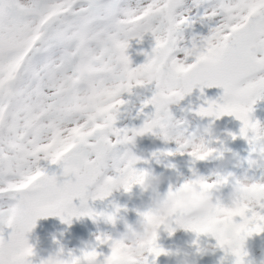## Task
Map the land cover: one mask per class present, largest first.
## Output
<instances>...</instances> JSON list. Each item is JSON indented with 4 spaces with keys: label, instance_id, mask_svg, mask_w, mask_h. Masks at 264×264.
I'll use <instances>...</instances> for the list:
<instances>
[{
    "label": "snow or ice",
    "instance_id": "6c2138e0",
    "mask_svg": "<svg viewBox=\"0 0 264 264\" xmlns=\"http://www.w3.org/2000/svg\"><path fill=\"white\" fill-rule=\"evenodd\" d=\"M202 4L208 7L201 19L216 20V26L198 41L193 38L191 47L177 48L180 34L194 22L191 7ZM184 5L185 0H0V264H32L26 234L37 219L58 215L69 222L65 214L85 209L96 215L77 209L73 200L86 205L89 198L104 199L131 172L122 160L128 129L116 126L111 104L136 72L150 66L130 67L132 39L152 36L151 55L144 54L159 69L137 115L164 117L174 97L195 87L202 93L205 87L222 88L221 102L207 101L198 114L234 116L242 122L240 135L264 160V126L251 119L252 105L264 98V0ZM196 45L201 52L206 45L219 58L202 76L181 81L177 73L186 69L174 53L188 54ZM149 106L154 111L145 112ZM159 131L168 140L163 122ZM72 135L80 142L69 151ZM51 165L60 166L63 179ZM109 169L115 175H106ZM249 223L264 228V209L252 210L242 229ZM191 228L200 231L202 225ZM97 241L103 245V236ZM117 253L110 247L112 257ZM82 254L101 259L95 249Z\"/></svg>",
    "mask_w": 264,
    "mask_h": 264
},
{
    "label": "clouds",
    "instance_id": "9594fccd",
    "mask_svg": "<svg viewBox=\"0 0 264 264\" xmlns=\"http://www.w3.org/2000/svg\"><path fill=\"white\" fill-rule=\"evenodd\" d=\"M162 39L167 42V35ZM183 40L184 35L181 33L176 45L177 48H180L179 42ZM189 58H192L191 62H189ZM218 58V53L208 50L206 45L203 52H201V46L196 45L192 47L190 53H184L182 58L174 55V59L180 62V67L186 69L177 73L178 78L181 81L185 78L195 80L198 75L202 76L205 70H210ZM145 63L150 66L136 72L132 79L127 82L128 86L125 90L111 104V115L116 122L123 113L131 114L129 112L131 97H145V93L151 91L159 80V69L154 63V58H148ZM193 89L185 93L182 98L174 97L172 99L167 105V112L170 115L164 117L153 115L145 118L138 127L124 126L128 132L124 142L122 160L125 168L131 169V172L124 176L123 184L115 188H123L125 193H130L134 187H138L141 192L153 194V198L146 205V210L139 214L140 218L135 225L126 224L124 231L119 232L115 238L103 236L104 244L118 249L117 255L112 257L109 254L101 260L96 255L91 254L88 256L83 254L65 256L63 250L59 249L43 257L40 264H155V258L165 252L159 244L162 234L167 233L170 236L179 228L194 232L197 237L210 235L215 238V245L211 246L210 249H199L200 251L210 250L214 253L219 248L224 252V258L233 257V264H246V257L249 256L246 242L252 237L264 233V228H258L254 223H249L246 230L242 229L241 226L248 223L249 213L252 210L264 209V190H262L264 178L253 179L247 175L238 177L232 172H223L207 179H186L178 187H169L166 192L161 193L159 188L165 179L163 174L135 168V165L144 159L133 151L137 137L153 133L161 135L159 130L162 122L167 129L168 139L175 141L176 152L186 153L190 157L188 163L191 170L194 171L195 166L204 161L227 163L234 160L236 161L234 166H241V158L237 153L226 155L230 149L223 143H220L219 146H212L211 140L201 133L199 127L188 132L187 135L176 134L177 128L184 123V120L183 118L175 119L169 110V105L178 104ZM124 94H127L128 99L124 98ZM132 106L135 107V105ZM200 108H198V113ZM121 109H124L123 113ZM198 115L200 117H214ZM212 131L213 124L210 123L204 129V133L210 136ZM79 142V137L72 135L69 151L75 148ZM261 149L264 150V145H261ZM66 154L64 153L57 158V164ZM205 184L208 186L205 187ZM226 186H230L231 191L224 197L222 189ZM58 203L56 199L49 200V204L53 207L57 206ZM76 215H88L87 210H81ZM110 215L113 216L114 220V214ZM258 215L259 213H257ZM73 216L69 217L65 214V219L70 221ZM193 224L202 225L201 230L193 231L191 228ZM150 257L152 258L151 261ZM259 264H264V257L261 258Z\"/></svg>",
    "mask_w": 264,
    "mask_h": 264
},
{
    "label": "rangeland",
    "instance_id": "374dc122",
    "mask_svg": "<svg viewBox=\"0 0 264 264\" xmlns=\"http://www.w3.org/2000/svg\"><path fill=\"white\" fill-rule=\"evenodd\" d=\"M135 4V0H132ZM192 0H185L184 7H190ZM207 4H202L198 8L191 7L190 14L194 18L191 27L184 29V40L179 42L180 47H191L193 38L197 41L200 37L210 34L212 28L216 26V20L201 19L204 15V9ZM218 19V18H217ZM130 47L127 49V54L130 57V67H137L145 63L148 59L144 53L151 55V49L154 46V40L150 34H145L140 42L136 39L129 41ZM178 58H182L184 53L178 51L174 53ZM260 55L259 53L257 54ZM192 58H189L191 62ZM154 89V86H153ZM151 91L146 92L145 96H150ZM124 98L128 99L127 94ZM143 97H131V104L129 105V112L132 105L139 104ZM221 102V101H220ZM169 110L175 119L183 118L184 123L177 128L176 134L187 135L188 132L194 131L199 127L201 133L206 138L210 139L212 146H219L223 143L231 153H237L241 158V166H234L236 161L221 162V161H204L199 162L195 166V170L189 167L190 157L184 153L176 152V144L173 139L165 140L163 136L157 134H145L137 137L136 146L133 151L137 155L142 156L140 162L135 165L136 169L150 170L158 166L161 173L166 180L163 186L159 189L161 193L166 192L169 187L175 188L183 183L186 179L209 178L217 173L232 172L236 176L247 175L253 179L264 178V160H260L256 153L252 151V144L249 139H242L237 143H232L227 139V136L219 129L218 125L212 119H197L192 115H186L182 112L181 105H169ZM128 112L122 114L117 121V127H123L127 121ZM251 119L258 121L264 125V98L258 99L253 105ZM213 124V131L209 136L204 133V129L208 125ZM137 124L135 127L140 126ZM251 133H249V137ZM155 142L162 145V152L159 155L148 154L146 147L149 143ZM172 153L169 155L168 153ZM47 166V162H42ZM62 169L59 165H51L50 171H55L59 178V173ZM106 175H115L113 169H109ZM137 187H134L130 193H125L123 188H113L111 194L104 199L93 200L88 199L86 205H81L80 200L73 202L77 209L87 208L91 209L96 215H74L69 222L60 220V222L50 230L32 229L28 232L27 239L30 246L33 247L34 255L30 257L32 264H40V260L50 253L62 249L65 256L71 254L72 256H80L84 251L95 249L101 254V259L110 254V247L107 244H99L98 236L117 237L119 232L124 231L126 224L135 225L140 218L139 214L146 210V205L153 198V195L132 202L130 195ZM231 191L230 186L222 189L224 197ZM103 213V215H99ZM114 214V220L108 221L107 215ZM161 238L166 240L165 250L162 254L159 264H201L202 256L205 254L217 256L223 252L217 248L215 252L210 250L200 251L199 249H210L215 245V238L210 235H197L184 228L177 229L172 235L163 233ZM246 247L249 256L246 257V264H259V261L264 257V233L259 236H254L246 242ZM151 261V259H150Z\"/></svg>",
    "mask_w": 264,
    "mask_h": 264
},
{
    "label": "water",
    "instance_id": "95a60500",
    "mask_svg": "<svg viewBox=\"0 0 264 264\" xmlns=\"http://www.w3.org/2000/svg\"><path fill=\"white\" fill-rule=\"evenodd\" d=\"M223 96V89L219 87H205L203 89V93L201 92V89L199 87H196L193 89V91L190 94H187L183 100L180 101V103L183 106L184 112H192L193 114L198 115V108L199 107H207V101H217ZM154 108L152 106H149L145 109V112L153 111ZM216 122L221 126V128L228 134L230 139L232 141H238L242 138L240 135V128L242 127V122L237 120L234 116L230 115H224L219 118L213 117ZM145 119V116L143 114L137 115V108L135 107L134 110L131 112L129 116L128 123L126 124L129 127H134L135 123H141ZM233 136H235V139H233ZM148 150L151 152H158L159 148L152 144L148 147ZM154 173L159 174L156 170H153ZM61 179L63 177L61 176ZM161 186V185H160ZM151 193H145L141 192L140 189L136 192L133 199H139L144 198ZM78 198H75L74 200H77ZM73 200V201H74ZM60 219V216L58 215H48L45 217H41L36 220L35 226H40L44 228H50L53 226L58 220ZM160 246H163V241H159ZM225 254L220 255L218 258H211V257H204V263L203 264H233V257L228 256L226 258ZM159 257L155 258V263H157ZM223 258V259H222Z\"/></svg>",
    "mask_w": 264,
    "mask_h": 264
}]
</instances>
